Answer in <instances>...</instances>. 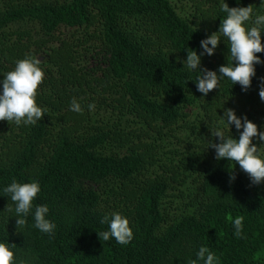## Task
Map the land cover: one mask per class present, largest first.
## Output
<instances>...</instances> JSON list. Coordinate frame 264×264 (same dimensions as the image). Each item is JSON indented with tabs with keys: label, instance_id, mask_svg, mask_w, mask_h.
<instances>
[{
	"label": "trees",
	"instance_id": "obj_1",
	"mask_svg": "<svg viewBox=\"0 0 264 264\" xmlns=\"http://www.w3.org/2000/svg\"><path fill=\"white\" fill-rule=\"evenodd\" d=\"M225 2L264 15V0H187L183 14L170 0H0V91L18 60L36 57L45 72L36 97L43 118L0 121V242L15 264H203L201 246L218 264H264V182L253 185L209 147L219 142L210 132L218 124L230 134L220 123L226 108L263 129L256 102L264 63L247 91L224 78L206 96L195 82L201 73L182 63L219 30ZM228 62L224 37L201 57L217 74ZM73 98L83 114L70 110ZM14 179L40 184L34 205L48 206L53 235L36 229L31 214L17 230L3 192ZM172 205L179 210L169 214ZM113 213L129 220L127 245L98 236ZM237 216L241 237L231 222Z\"/></svg>",
	"mask_w": 264,
	"mask_h": 264
},
{
	"label": "clouds",
	"instance_id": "obj_2",
	"mask_svg": "<svg viewBox=\"0 0 264 264\" xmlns=\"http://www.w3.org/2000/svg\"><path fill=\"white\" fill-rule=\"evenodd\" d=\"M261 5H264V2ZM220 11L226 13V17L221 20L219 30L200 41L202 52L198 54L195 50L188 51L186 59L182 61L187 69L201 73L196 77L195 82L197 91L204 96L214 89H220V81L224 78L230 80L233 85L239 84L242 91H247L251 87L252 78L256 75L255 65L264 63L257 55L264 52V44L261 42V34L264 32V15L254 12L251 4L247 7H229L225 2L221 4ZM221 37L228 41L231 62L221 65L217 74V71L201 67V57L212 56ZM40 64V59L26 57L18 60L15 68L6 74L2 81V91H0V121L6 120L16 125H35L47 113V110L38 106L36 102L39 86L45 78V72L39 67ZM259 97L264 101V79L259 89ZM94 107V104L88 105L89 110ZM70 110L79 114L84 112L75 98L71 102ZM222 117L224 120L220 123L226 121L230 134L226 135L219 124L215 130L210 129L211 136L219 140L209 144V147L215 150V158L226 159L234 166L238 163L253 185L261 184L264 182V155H261L260 148L264 146V131H259L258 126L247 116L238 117L232 108L224 109ZM232 125L239 132L238 139L231 135L230 126ZM254 138L261 142L259 146L253 143ZM233 169L234 167L230 170V181L235 179ZM40 191V184L36 181L20 183L14 179L3 188L5 195L10 197L15 205L14 208L7 205L6 209L17 217L15 223L18 231H23L28 226L27 218L31 214L34 220L33 226L51 236L54 234L56 225L47 218L48 206L34 205ZM243 221V216H237L231 220L234 235L237 237L242 236ZM101 223H108L109 228L98 233L100 240L109 241L114 238L121 245H127L132 241L133 231L128 218L119 213H113L110 220L108 216H105ZM196 255L203 264H218L219 258L206 246H201ZM15 261L14 251L7 243L0 242V264H15ZM191 264H197V260H193Z\"/></svg>",
	"mask_w": 264,
	"mask_h": 264
},
{
	"label": "rangeland",
	"instance_id": "obj_3",
	"mask_svg": "<svg viewBox=\"0 0 264 264\" xmlns=\"http://www.w3.org/2000/svg\"><path fill=\"white\" fill-rule=\"evenodd\" d=\"M170 1H171V3L175 6L176 10H178L181 14L184 13L183 10H186V6H185V4H186L187 0H170ZM182 9H183V10H182ZM253 98H254V97H253ZM251 99H252V98H251ZM257 99H258L259 101L256 102V103L261 104V106H262L261 108H263V107H264V101H262V100L260 99L259 94H258V96H257ZM245 101H248V100H247V99H241V100H240V103H241V102H244V103H245ZM250 102L255 104V100H254V99H252ZM238 103H239V102H238ZM232 126H234V125H232ZM262 128H263V129L258 128V130H259V131H264V125L262 126ZM263 147H264V146H261V148H260V152H261V154H262V151H263ZM238 167H240L239 164H238ZM178 210H179V208H178L177 206L172 205V206H170V208H169L167 211H168L169 214H174V213H177Z\"/></svg>",
	"mask_w": 264,
	"mask_h": 264
}]
</instances>
